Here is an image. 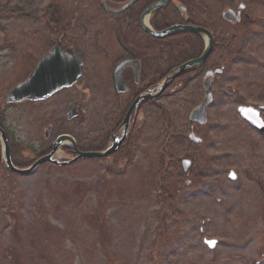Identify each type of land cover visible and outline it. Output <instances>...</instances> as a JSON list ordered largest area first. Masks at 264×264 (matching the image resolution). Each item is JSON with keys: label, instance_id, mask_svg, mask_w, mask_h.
I'll return each instance as SVG.
<instances>
[{"label": "rangeland", "instance_id": "374dc122", "mask_svg": "<svg viewBox=\"0 0 264 264\" xmlns=\"http://www.w3.org/2000/svg\"><path fill=\"white\" fill-rule=\"evenodd\" d=\"M202 2L183 5L187 19L211 26L216 47L206 68L223 69L214 79L207 124L187 120L203 99L201 75L185 86L175 82L164 109H150L127 159L45 164L22 176L1 173L0 264H264V136L237 113L239 105L264 106V0ZM95 3L0 0V122L21 167L60 134L79 145L82 136L95 138L93 110H87L82 130V79L46 101L4 105L15 84L54 46L82 54V33L93 25L83 24L82 6ZM241 3L253 23H225L221 13ZM49 6L58 9L61 26H48L43 15ZM113 30L98 38L114 60L122 52L115 53ZM87 42L92 46H85L84 72L104 70L101 60L95 67L99 47ZM70 102L79 114L67 123ZM191 130L199 145L187 141ZM57 156L71 158L62 150ZM183 159L191 162L187 172ZM204 239L216 240L215 247Z\"/></svg>", "mask_w": 264, "mask_h": 264}, {"label": "flooded vegetation", "instance_id": "af4514ba", "mask_svg": "<svg viewBox=\"0 0 264 264\" xmlns=\"http://www.w3.org/2000/svg\"><path fill=\"white\" fill-rule=\"evenodd\" d=\"M128 1L129 0H106V5L112 10H118L121 8L122 4ZM159 1L160 0H137L134 5L119 13L105 11L100 6L98 0H95V6H82L83 24L84 22L89 26L93 24L89 27V30L86 31L87 34L85 32L82 33L86 42L82 43V54H79L82 57V74L78 81H76L77 83L82 79V130L86 129L88 126L89 114L87 110H93L97 119L95 138H88L87 135L82 136V145H79L73 138L76 149L79 152L89 153L103 151L111 145L114 140L118 141L120 137L122 138L124 134L117 150L108 156V158L123 156L127 159L129 154L133 151L136 138L139 137L134 132L138 130L139 132L142 131V127L149 121L150 109L158 108L159 111L164 109L163 102L165 101L167 90L154 100L149 99L137 103L139 97L156 87L161 80L166 77L168 71V37H152L144 32L141 26L143 12L148 9L149 6ZM182 3L183 0H173L168 6V8H170L169 10L165 7L160 8L149 14L148 18L144 19V22L155 32H160L175 24L202 26L209 31L214 38L210 30L211 26L197 24L192 21V19L186 18L187 11ZM194 4L197 3L195 2ZM178 5L183 6L184 9H177ZM208 13L206 12V14ZM211 15L212 13L210 12V16L209 14L207 16L208 20L213 19ZM173 16H176L177 20L171 19ZM110 26L114 28L110 37L112 42L118 47L115 53L119 55L118 50L122 52L121 56H117L114 60L105 48L99 47L103 45V43L98 36H101L103 32L105 34V32L110 31ZM87 37L89 39H87ZM195 38L196 40L190 39L186 43L192 42V44L196 46L199 45V40L203 48V38L200 35H197ZM87 40L95 41L99 47L98 59L95 58V67L96 62L101 60L104 70L96 72V68L94 69L93 67V70L89 73L86 74L84 72L86 66L85 55L87 54V51L85 52V46L86 50L92 46ZM202 48L200 53L203 50ZM63 50L68 53L72 52L66 49ZM176 52V56L181 57L182 50L180 49ZM210 59L211 56L202 67L196 68L195 73L193 75L190 74V79L183 82V85L185 86L196 79L200 73H203L202 81L204 82V75L211 70L210 68L206 70ZM124 62H131V64L118 70L120 64ZM183 62L184 61H181L178 65ZM214 84L215 83H213V86ZM71 87L58 90L48 99L67 91ZM25 102L26 101H22L21 103ZM72 108H74L75 116L68 119L67 116ZM78 114V106L74 104V102H70L69 110L65 113V121L67 123L71 122L77 118ZM53 142L48 150L42 154L51 152ZM61 149L71 156L70 159L76 156V152L69 146Z\"/></svg>", "mask_w": 264, "mask_h": 264}, {"label": "water", "instance_id": "95a60500", "mask_svg": "<svg viewBox=\"0 0 264 264\" xmlns=\"http://www.w3.org/2000/svg\"><path fill=\"white\" fill-rule=\"evenodd\" d=\"M98 1L100 2L101 7L105 11L118 13L132 6L137 0L128 1L119 10L108 9L107 6H105V2H104L105 0H98ZM170 2L171 0H161L160 2L153 4L143 12L141 17V21H142L141 26L143 31L155 38L167 37L177 33H195L204 37L205 40L204 49L198 58L187 61L173 68L155 88L147 91L144 95L140 96L139 99L137 100V103H141L143 101L149 99H155L159 97L162 94V92L166 90L181 73H183L187 69L203 64L212 50V46H213L212 36L207 30L201 27L190 26V25H174L163 31L155 32L144 22V19L149 13L169 4ZM222 18L230 23L239 22L240 20L239 15H235L234 12L231 10H226L222 14ZM129 64H131V62H124L120 64L118 70ZM81 66H82V59L78 54L76 53L66 54L63 51H61L58 47H54L52 50H50V52L47 55L39 59L37 65L32 70L27 80L24 81L23 83L18 84L11 90L4 103L5 104L17 103L23 100H30V101L45 100L48 97H50L54 92L62 88H68L72 86L81 75ZM219 72L220 70L215 71V73H219ZM209 75L213 76L214 74L208 72L205 76V80ZM210 86H211V82L204 83L203 87L205 92V98L195 110L190 112L188 117V120L190 122H197L199 125H204L206 123V108L207 105L210 104L212 100V95L209 92ZM237 111L240 117L244 121H246L254 130L258 131L261 134H264V122L262 121L260 117V112L257 109H254L252 107L239 106ZM74 116H75L74 108H72L67 118L70 119ZM122 138H120L116 142L114 141L113 144L109 146L106 151L81 153L76 150L75 143L72 140V138H70L67 135H62L55 140L52 151L49 155L37 159L28 168L20 169L12 164L9 154V146H8L6 134L0 128V144H1L3 165L8 172L15 175L30 174L34 169H36L38 166L44 163H52L57 166H67L81 159H89V158L101 159L107 157L108 155L114 153L117 150V147L122 141ZM188 139L193 143L196 144L200 143V139L196 138L192 133L188 136ZM64 142L70 143L72 149L76 151L77 155L71 161L59 162L55 160L53 157L55 152L58 150L60 146L63 145ZM181 165L183 171H187V169L190 167V162L187 160H183L181 162ZM229 178L233 180V178H231L230 175ZM208 241H214L215 242L214 246H210ZM204 242L210 249H213L216 245L215 240H205Z\"/></svg>", "mask_w": 264, "mask_h": 264}, {"label": "trees", "instance_id": "16d2710c", "mask_svg": "<svg viewBox=\"0 0 264 264\" xmlns=\"http://www.w3.org/2000/svg\"><path fill=\"white\" fill-rule=\"evenodd\" d=\"M185 4H190L191 5V0H184ZM199 3H202V0H199ZM192 6V5H191ZM167 10H169L168 7H165ZM43 17L48 20V26L52 29L57 26H61V20L59 16V11L57 8L49 6L46 9V12L44 13ZM253 21L247 19V17H242V20L240 24L237 26L239 27H248L250 24H252ZM197 35H192V34H177L173 36L168 37V43H167V52H168V63L170 62L171 66L169 67L168 71L178 65L181 61H185L191 58H194L200 54L202 44L201 41L198 40V44L191 49L190 45L184 44L190 39H195ZM182 50L181 57L176 56V51ZM174 51L173 53L169 54V52ZM196 69L189 70L187 72H184L178 79L177 81H187L190 79V74H194ZM2 126V125H1ZM5 173L6 175H9L4 169L3 166L0 162V174Z\"/></svg>", "mask_w": 264, "mask_h": 264}, {"label": "snow or ice", "instance_id": "6c2138e0", "mask_svg": "<svg viewBox=\"0 0 264 264\" xmlns=\"http://www.w3.org/2000/svg\"><path fill=\"white\" fill-rule=\"evenodd\" d=\"M241 7H243V5ZM229 175L231 176V178H233V179L235 178V173H230ZM208 243L210 246H214L215 242L214 241H208Z\"/></svg>", "mask_w": 264, "mask_h": 264}, {"label": "bare ground", "instance_id": "6f19581e", "mask_svg": "<svg viewBox=\"0 0 264 264\" xmlns=\"http://www.w3.org/2000/svg\"><path fill=\"white\" fill-rule=\"evenodd\" d=\"M173 35H176V34H172V35H170V36H173Z\"/></svg>", "mask_w": 264, "mask_h": 264}]
</instances>
